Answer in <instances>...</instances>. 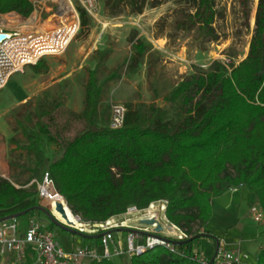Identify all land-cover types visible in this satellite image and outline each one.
Here are the masks:
<instances>
[{
  "label": "trees",
  "instance_id": "trees-1",
  "mask_svg": "<svg viewBox=\"0 0 264 264\" xmlns=\"http://www.w3.org/2000/svg\"><path fill=\"white\" fill-rule=\"evenodd\" d=\"M161 1L151 0L150 5L157 7ZM192 1L193 13L178 18L175 29L195 31L205 43L217 42L215 0ZM251 1L238 0L246 26ZM146 4L147 0H104L103 8L110 16L121 8L140 14ZM76 11L82 35L89 17L81 6ZM32 12L29 0H0V15L28 18ZM129 41L135 56L147 52L134 33ZM105 58L104 53L88 71L81 111L70 113L84 126L72 140L64 141L41 115H34L38 130L24 134L27 144L20 148L34 162L32 169H23L31 175L25 183L0 176V219L29 211L24 215L28 224L38 205L32 181L40 180V169L47 164L43 171L82 220L105 221L129 207L143 209L166 201L168 222L188 236L172 248L154 246L127 261L91 264H201L189 245L209 237L201 232L212 219L216 199L242 188L249 208L259 207L264 218V0H257L245 59L230 69L215 61L207 71L184 77L164 96L166 109L154 104L127 106L118 130L110 128L111 114L103 125L100 110L104 87L119 78L115 68L99 82ZM41 67L42 60L31 66L37 74L45 73ZM50 145L60 150L52 162L46 155ZM15 220L23 227L20 217ZM254 264H264V247Z\"/></svg>",
  "mask_w": 264,
  "mask_h": 264
},
{
  "label": "rangeland",
  "instance_id": "rangeland-1",
  "mask_svg": "<svg viewBox=\"0 0 264 264\" xmlns=\"http://www.w3.org/2000/svg\"><path fill=\"white\" fill-rule=\"evenodd\" d=\"M29 1L34 7L28 18L13 13L0 15L4 28L51 31L74 19L69 16L60 20L54 16L56 5L51 0ZM150 2L147 0L140 14L121 8L116 15L110 16L103 8L104 0H75L73 7H83L89 17L84 34H80L79 28L61 56L42 60L40 69L41 72L45 69V73L37 74L31 66L25 67L0 90V129L8 133L0 145L7 149L3 163L6 162L12 174L7 178L25 183L31 175L23 169H32L34 162L20 148L27 144L24 134L38 130L34 115H41V121L49 124L52 131H59L64 141L72 140L84 129L83 124L71 118L70 113L81 111L88 71L95 68L102 54L105 53L106 58L98 73L99 82L112 69L117 68L119 75L103 89L100 104L105 116L103 125L106 117L110 118L113 106L126 110L127 106L135 108L154 104L166 109L164 96L184 77L207 71L215 61L230 69L246 58L257 0L249 4L248 26L244 24L238 0H215L218 14L213 28L219 40L214 43L203 42L195 31L185 33L175 29L174 23L178 18L193 13L192 0H162L157 7H152ZM133 33L135 41L147 47L143 56L134 54L129 41ZM57 103L60 106H56ZM44 111L49 115H42ZM59 152L54 145L47 146L48 161L56 159ZM46 167L47 164L40 169L41 177ZM238 191L232 189L216 199L212 219L206 231L201 232L209 237L192 241L189 245L191 252L209 259L214 254L216 242L222 240L225 250L247 255L242 257V264L255 263L259 250L264 247V218L259 207H255L256 213L249 208L246 191ZM255 214L260 215V222L254 220ZM29 217L40 226L53 230L64 250H70L73 241L80 244L88 242L86 238H77L57 227L42 210H34ZM20 219L25 226L24 215ZM128 259L120 258L123 261Z\"/></svg>",
  "mask_w": 264,
  "mask_h": 264
},
{
  "label": "built area",
  "instance_id": "built-area-1",
  "mask_svg": "<svg viewBox=\"0 0 264 264\" xmlns=\"http://www.w3.org/2000/svg\"><path fill=\"white\" fill-rule=\"evenodd\" d=\"M51 1L56 5L54 16L60 20L69 16L74 19L51 31L41 32L22 30V27L6 29L0 22V36H5L0 39V90L5 88L13 75L25 67L35 66L48 57L61 56L76 36L79 30V16L73 7L75 0ZM32 6L34 7L33 4ZM125 113L123 107H112V130L123 127ZM32 184L36 186L37 207L46 209L57 227L71 230L77 238H86L88 242L80 244L76 241L70 250H64L53 230L40 226L32 219L23 227L16 220H11L0 223V264H4L6 257L21 264L99 263L103 260L131 258L154 246L172 248L175 242L188 239L186 234L168 222L165 216L166 201L153 202L143 209L129 207L123 214L105 221H84L71 212L65 198L55 190L47 172L44 171L41 179L32 181ZM56 203L62 205L69 223L61 220L60 215L55 212ZM251 209L256 213L255 207ZM147 220H153L154 224H142V221ZM254 220L260 222V215L255 214ZM157 225L162 228L161 231H156ZM221 244V241H217L214 254L209 259L194 253L195 258L201 264H242V257H247L229 252Z\"/></svg>",
  "mask_w": 264,
  "mask_h": 264
},
{
  "label": "water",
  "instance_id": "water-1",
  "mask_svg": "<svg viewBox=\"0 0 264 264\" xmlns=\"http://www.w3.org/2000/svg\"><path fill=\"white\" fill-rule=\"evenodd\" d=\"M3 38H5V36L1 35L0 39H3ZM34 210H42V211L46 212L51 217L53 223L55 225H57L56 222L54 221L53 217L50 215V213L46 209L41 208V207H36V208L33 209V211ZM28 212L29 211H25V212H22V213H19V214H16V215H12V216H9V217L2 218V219H0V223L11 221V220H15V219L27 214ZM55 212H57L60 215L62 220H64L65 222L69 223V221L67 219V216H66L61 204H59V203L55 204ZM142 224L148 225V226H152L154 224V221L153 220L142 221ZM168 229H170V228L168 227ZM63 230H65L66 232L74 234V232L71 231V230H68V229H63ZM161 230H162V228L159 225H157L156 231H161ZM216 244H217V242H216Z\"/></svg>",
  "mask_w": 264,
  "mask_h": 264
},
{
  "label": "crops",
  "instance_id": "crops-1",
  "mask_svg": "<svg viewBox=\"0 0 264 264\" xmlns=\"http://www.w3.org/2000/svg\"><path fill=\"white\" fill-rule=\"evenodd\" d=\"M44 60V59H43ZM8 137V133H7V131L5 130V129H0V142H1V140H2V138H7ZM22 149V148H21ZM5 151L7 152V149H4L1 145H0V176L1 177H4V178H7V177H9L10 175H12L11 174V170L9 169V167L8 166H6V162H5V164L3 163V159H4V153H5ZM6 155V154H5ZM14 176H15V174H14ZM236 190V189H235ZM237 190H239L240 192L241 191H244V189H237ZM238 191V192H239ZM246 191V190H245ZM226 193H230L229 191L228 192H226ZM224 195V194H223ZM246 196H247V192H246ZM222 197V196H221ZM220 198V197H219ZM218 198V199H219ZM246 202H247V200H246ZM218 241H221L222 242V240H218ZM76 243V241H73L72 242V245L71 246H73V244H75ZM229 252H231V251H229ZM233 253V252H232ZM4 264H21L20 262H16V261H14V260H12L10 257H6V258H4ZM22 264H25V263H22Z\"/></svg>",
  "mask_w": 264,
  "mask_h": 264
}]
</instances>
